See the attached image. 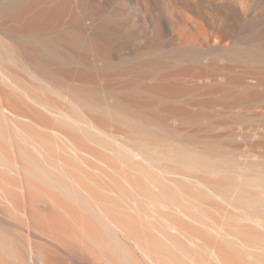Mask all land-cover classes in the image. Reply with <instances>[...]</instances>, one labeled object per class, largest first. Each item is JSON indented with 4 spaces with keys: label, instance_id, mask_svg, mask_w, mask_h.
I'll return each instance as SVG.
<instances>
[{
    "label": "bare ground",
    "instance_id": "obj_1",
    "mask_svg": "<svg viewBox=\"0 0 264 264\" xmlns=\"http://www.w3.org/2000/svg\"><path fill=\"white\" fill-rule=\"evenodd\" d=\"M96 1L110 0H0V264H264V172L138 128L122 130L117 111L129 101L121 94L111 96L112 124L101 117L86 72L73 69L72 50L56 45L55 31L79 22L82 30H112L99 20ZM70 3L80 10L66 13ZM199 6L197 20L172 24L182 44L219 47L214 31L197 32L216 27L221 9ZM163 13L171 21L167 8L155 17ZM222 25L235 21L225 17ZM255 55L264 63L260 50ZM208 70L187 64L145 90L175 96L210 86ZM254 74L264 84V70ZM237 81L245 91L256 87L247 77ZM261 97L225 94L221 104L253 111ZM166 110L192 114L184 106ZM254 136L250 148H264V132ZM206 199L226 204L221 221Z\"/></svg>",
    "mask_w": 264,
    "mask_h": 264
},
{
    "label": "rangeland",
    "instance_id": "obj_2",
    "mask_svg": "<svg viewBox=\"0 0 264 264\" xmlns=\"http://www.w3.org/2000/svg\"><path fill=\"white\" fill-rule=\"evenodd\" d=\"M198 4L203 10H208V6L221 9L215 19L216 27L197 32L204 37L205 30L214 31L216 36L222 37L219 47H215L213 41L205 45L197 41L195 46L182 44L179 31L172 24L173 21L180 22V17L197 20ZM64 8L68 14L80 10H75L72 3L65 4ZM166 8L172 15L171 21L164 16L166 13L157 19L155 14L166 11ZM93 9L99 20L108 22L112 30L106 27L82 30L77 28L79 22L68 31L58 24L55 26L56 45L71 48L73 69L82 68L86 72L89 96L100 101L104 111L101 117L105 122L112 124L111 96L121 94L129 101L117 111L118 126L122 130L138 128L149 137L176 140L248 172H264V148L249 146L256 138L255 132H264V84H259V76L254 74L258 68L264 70V63L255 61L257 51L264 56V0H110L102 4L96 1ZM246 11L251 19L245 18ZM73 15L63 22L71 21ZM225 17L235 21V26L222 30ZM157 20L162 26L161 31L157 29ZM242 49L248 52L247 57L238 54ZM101 51L105 52L104 56ZM187 64L208 66L212 76H206V80L212 84L187 89L175 96L145 90L147 85L159 83L161 77ZM242 77H247L256 87L243 90L244 86L237 81ZM227 80L235 82L226 84ZM221 85L227 89H217ZM251 92L262 95L253 111L241 112L240 108L228 109L221 104L225 94L235 97ZM45 94L55 98L49 92ZM174 106L187 107L192 114H169L166 109ZM243 135L249 136L243 138ZM201 175L234 181L230 176L228 180V176L224 179ZM206 201L213 203L215 212H212L218 220L226 210V204L220 199ZM234 221L239 223L234 219L230 222Z\"/></svg>",
    "mask_w": 264,
    "mask_h": 264
}]
</instances>
